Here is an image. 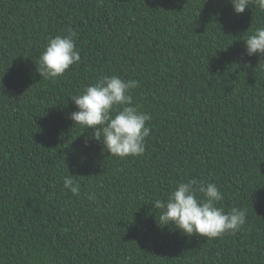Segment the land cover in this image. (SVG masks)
<instances>
[{
	"label": "trees",
	"instance_id": "obj_1",
	"mask_svg": "<svg viewBox=\"0 0 264 264\" xmlns=\"http://www.w3.org/2000/svg\"><path fill=\"white\" fill-rule=\"evenodd\" d=\"M261 26L227 0H0V264H264V66L242 40ZM69 28L80 61L41 78ZM113 74L138 81L151 116L140 156L109 155L68 118L70 96ZM192 178L247 223L213 239L159 226L149 202Z\"/></svg>",
	"mask_w": 264,
	"mask_h": 264
},
{
	"label": "clouds",
	"instance_id": "obj_2",
	"mask_svg": "<svg viewBox=\"0 0 264 264\" xmlns=\"http://www.w3.org/2000/svg\"><path fill=\"white\" fill-rule=\"evenodd\" d=\"M227 2L232 5L236 15L243 14L252 6L259 12H264V0ZM76 35L69 28L65 35L49 37L36 64V71L41 78L55 81L70 66L80 61V52L74 39ZM242 40L246 54L249 57L257 56L259 66H264V26L255 28ZM136 87V80H126L115 74L104 75L80 93L70 96L76 110L68 118L73 121V125L86 131L92 129L91 138L100 142L102 150L109 155L120 158L140 156L145 152V141L151 133V128L147 125L151 116L133 103L131 90ZM88 145L89 139L85 138L84 146ZM73 177L71 174L65 176L63 186L73 195L79 196L80 185ZM87 198L94 200L95 192L89 193ZM223 198V193L215 182L192 178L186 182H178L166 198H154L149 203L153 204L159 226L172 225L184 235L213 239L235 233L247 223L246 210L233 207L226 212L224 208L217 206Z\"/></svg>",
	"mask_w": 264,
	"mask_h": 264
}]
</instances>
